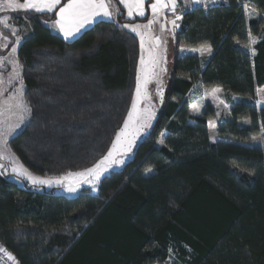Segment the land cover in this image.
<instances>
[{"label":"trees","instance_id":"16d2710c","mask_svg":"<svg viewBox=\"0 0 264 264\" xmlns=\"http://www.w3.org/2000/svg\"><path fill=\"white\" fill-rule=\"evenodd\" d=\"M113 1L115 21H97L71 41L45 24L54 13L13 12L17 27L24 17L30 28L18 59L31 111L8 144L35 174L90 167L127 116L140 47ZM151 1L146 16L132 21L148 19ZM242 2L182 12L157 119L95 192L38 191L0 171V246L18 264H164L171 253L184 264H264V108L255 103L264 89V19L247 18ZM247 6L264 16V0ZM249 33L257 38L253 50ZM181 46H209L212 53L203 61L181 56ZM196 83L245 99L218 121L219 141L209 138L207 122L216 116L210 104L190 113ZM256 135L261 145L252 141Z\"/></svg>","mask_w":264,"mask_h":264},{"label":"snow or ice","instance_id":"6c2138e0","mask_svg":"<svg viewBox=\"0 0 264 264\" xmlns=\"http://www.w3.org/2000/svg\"><path fill=\"white\" fill-rule=\"evenodd\" d=\"M199 3L200 0H195ZM120 3L128 10V16L132 17L134 13L140 17L145 16V0H120ZM61 5V0H6V4L0 6V10L3 7L13 9V10H32L36 13H52L57 6ZM247 7V5H245ZM151 9V19L147 20L146 24H125L122 25L124 28L130 29L132 32L137 33L140 37V68L137 71L136 79V90L135 95L131 101V108L127 112V117L123 121V127H121L115 134V139L112 141L111 147L108 149L107 153L103 155L99 160L93 163L90 167L83 168L79 171H66L58 176L42 177L33 174L22 164L18 163V158L14 154H8L6 156L3 150H0V161L4 159H9L12 162V172L17 175V177H24L33 185H48L53 184L57 186H63L69 192H75L80 184H89L95 189L96 182L100 179L104 171L107 170L108 166L114 164H121L123 160L117 159L116 157L123 151H131L132 144L134 143L136 137L141 133V130L146 126V124L152 119L153 113L150 112L149 107L145 106L143 109L139 107L142 100L150 101L151 97L147 92V85L150 80L155 75L153 69L159 64L160 58L157 55V48L161 44V38L159 36L153 37L151 35L153 25L159 21L161 17L165 16V10L176 13L177 11V0H153L150 2ZM118 13V9L116 10ZM113 12L110 11L109 0H67L59 7V10L55 12L56 19L53 21L52 26L57 28L65 39L74 37L80 32L86 25L93 23L96 17L104 16L107 18H112ZM180 15H176L175 19L170 22L174 28L178 27L176 21L181 19ZM166 19V17H165ZM0 24L5 27L9 26L8 18L5 17L0 20ZM142 29L144 31H142ZM161 32L164 31V24L160 25ZM13 34L15 30L13 29ZM146 37L149 40V46L145 48ZM4 39H7L5 36ZM22 37L16 36V43H19ZM256 43V38L251 36L249 33V46ZM6 46V45H5ZM211 51L210 48L206 49ZM15 47L12 48V52L15 53ZM147 51V58L144 53ZM195 51V49H193ZM7 58H0V64H3ZM14 65V72L9 77V83L13 79H17L20 76L18 69L22 68L18 60L9 61ZM2 83V80H0ZM17 96H10L8 100L4 102L7 106L6 109L0 110V115H3V111H8L11 115L17 116L16 123H5L0 121V142H5V138L15 131L16 128L20 126L25 118V114L30 113V108L28 103L23 99V86L16 90ZM221 89H214L212 95L215 96L216 93L220 92ZM158 94L160 100H163L162 91L158 89ZM257 103L264 104V100H259ZM194 108L197 106L194 105ZM15 109L16 111H13ZM214 127V125H212ZM163 143V140L160 141ZM5 165L0 163V169H4ZM151 171V169H148ZM2 174V173H0ZM0 252H5L8 259L15 260V257L11 253H7V250L0 247Z\"/></svg>","mask_w":264,"mask_h":264},{"label":"rangeland","instance_id":"374dc122","mask_svg":"<svg viewBox=\"0 0 264 264\" xmlns=\"http://www.w3.org/2000/svg\"><path fill=\"white\" fill-rule=\"evenodd\" d=\"M182 9H179V6H178L176 13L175 14L172 13V17H170V20L167 19V21H171V20L175 19L176 15L181 14ZM246 10H247V14H248L249 13L248 8ZM11 14H13V12ZM3 19L4 18H0V20H3ZM167 21L166 22L164 21L162 23V24H164V31L163 32H161V30H160V25H161L160 21H158L157 23H155V25H153L151 35L153 37L159 36L161 38V41H162L160 46L156 50L157 55L160 58V62L153 69L155 75L153 76V78L150 80V82L147 85V92H148L149 96L151 97V100L150 101L142 100L140 105H139V107L141 109H143L145 106H148L150 112L153 113L154 115L152 116V119L146 124V126L141 130V133L136 137L134 143L132 144L131 151H129V152H123L122 151L116 157L117 159L123 160V163L108 166L107 170L103 172L100 179L103 176L109 174L111 171H116V170L122 169V167L125 165V163L131 159L133 150L135 149L137 143L141 139H143L144 137H146L148 135L153 124L155 123V121L157 119V116H158L160 109L162 108V106L164 104L165 95H166L167 90H168L171 74L173 72V64H174V58H173L174 32L173 31H175V28L170 22H167ZM3 29L7 30L10 33V35H12V37L5 35L3 33ZM13 29L15 30V34H13V31H12ZM142 31H144V30L142 29ZM29 33H30V28H29V25L27 22H22V25L20 26V28L17 26H10V25L8 27H5L3 24H0V52H3L8 47L7 52L5 54L0 55V58H5V57L7 58V60H5L3 64H0V80H2V83H0V110L6 109L7 106L4 104V102L6 100H8V98L10 96H17L18 93L16 90L21 88V86H23V99L26 100L25 96H24V85H23V81H22L21 68L18 69V71L20 73L19 78L13 79L11 83H9L8 81H9L10 75H12L14 72V65L12 63H9V61L18 60V62L20 64V61L18 59V48H19L22 40L24 39V37L27 36ZM5 36L7 37V39H4ZM16 36L22 37V39L20 40L19 43L15 42ZM138 37H139V35H138ZM148 46H149V40L146 37L145 48L147 49ZM13 47H15V49H16L15 53L12 52ZM198 53L203 57L208 55L207 51L203 48L199 49L198 51H194V54H198ZM140 55H141V52H140ZM144 55L147 58V55H148L147 51H145ZM139 68H140V57H139L138 69ZM196 88L197 87H194V89L189 93V95L187 97V99L189 101H193L197 98V92H196L197 89ZM158 89L160 91H162V94H163L162 102H161L160 96L158 94ZM135 90H136V86L134 89L133 96L135 95ZM194 105H195V103L192 104V108H193V111H196L197 107L194 108L193 107ZM28 107H29V105H28ZM130 108H131V105H130ZM13 111H16V110L13 109ZM28 116H29V113L25 114V118L22 122H20V126L18 128H16L14 132H12L10 135H8L5 138V142H0V150H3L6 154V156L8 154H14L13 151L9 147V144H8L9 140L12 137H14L21 130V128L23 127ZM0 121H3L5 123H16L17 122V116L11 115L8 111L5 110V111H3V115H0ZM121 127H123V124ZM114 139H115V136H114L113 140ZM258 140L259 139H257V141ZM160 141H161V139L158 142L159 144H161ZM111 144H112V142H111ZM110 147H111V145H110ZM107 151H106V153H107ZM14 156L17 157L15 154H14ZM0 163H3L5 165V168L3 170H5V173L9 175V179L18 183L19 185H23V183L25 182L26 184H28L32 188H35L38 191H40L42 189H53L55 193L65 195L67 197L76 196L80 192V190L83 188H90L93 192H95L96 186L100 180L99 179L96 182L95 189H93L92 185L82 183V184H80V186L77 188V190L75 192H69L65 189V187L57 186L55 184H53L51 186L33 185L26 178L17 177V175L12 172V162L9 159L6 158L3 161H0ZM18 163L22 164V162L19 160V158H18ZM1 170L2 169H0V171ZM33 174H35V173H33ZM35 175H38V174H35ZM39 176H42V175H39ZM42 177H51V176H42ZM164 264H184V263L181 260H179L173 253H171L168 260Z\"/></svg>","mask_w":264,"mask_h":264},{"label":"crops","instance_id":"0c3cea01","mask_svg":"<svg viewBox=\"0 0 264 264\" xmlns=\"http://www.w3.org/2000/svg\"><path fill=\"white\" fill-rule=\"evenodd\" d=\"M118 1L120 2V0H118ZM223 1L224 0H200V2L197 3V2H195V0H177V7L179 6V9L183 8L182 11H181V14H180V16H182L183 10H186V9H189V8H192V7H201L203 9H206V8L218 5L219 3L223 2ZM19 2H23V1H19ZM146 2H147V0H145L144 7L146 6ZM151 2H153V0ZM64 3H67V0H61V5H58L57 9H55L52 12V13H54V18L52 20H50V21H46L45 22L46 25L50 28V30L52 32L60 35L63 39H65L64 36H63V33H61L57 28L53 27L52 24H53V21L56 19L55 12L58 11L59 7L62 6ZM5 4H6V0H0V6H3ZM121 5L124 8L126 19L130 20V22L126 23V24H129V25L130 24H146L147 20L152 18L151 17L150 3H149L148 19L146 21H132V20H134L136 18H140V19L144 18L146 16V9H145V16L144 17H140V16L136 15L135 13H134V15L132 17H129L128 14H127L128 13L127 8L124 6V4L121 3ZM109 6H110V11L113 12L112 18L109 19V18L104 17V16L96 17L95 20L93 21V23L86 25L74 37L69 38V39H65V40L66 41H71L72 39L77 37L82 31H84L87 28L91 27L97 21H100V20L115 21L116 15H117V11H116V6H115V3H114L113 0H109ZM18 11H26V10L25 9L13 10V9H9V8L3 7L2 10H0V18L7 17L9 25L10 26H16L15 22L19 21V18L17 19V16H14L11 13L12 12H18ZM30 11H32V10H30ZM248 11H249V13L247 14V10H246L247 18H250V17L260 18V17H262L264 19V16L261 15L260 13H258L257 11H255V10H253L251 8H248ZM44 13L45 14H50L48 12H44ZM165 17H166V19H165ZM170 17H172V12L168 11L166 9L165 10V16L161 17L159 19V21L162 24L164 21L166 22L167 19L170 20ZM21 21L25 22L24 17L21 18ZM180 23H181V19L176 21V24L178 25V27H175V31H173L174 32V36H175L176 31L180 27ZM126 29H128V28H126ZM128 30L131 31L130 29H128ZM132 33H134V32H132ZM134 34L137 36V38L139 40V47H140V38L138 37V35L136 33H134ZM11 37H12V35H11ZM256 40H257V38H256ZM252 45H254V44H251V50H253L252 49ZM201 48H203L205 50L210 48L211 51L209 52V51L206 50L208 55L205 56V57L201 56L199 53L198 54H194L193 49H195V51H198ZM3 52H0L1 53L0 55H2ZM140 52H141V49H140ZM211 53H212V48L209 47V46H200V47L181 46L179 48V54L181 56L196 55V56H199L203 61H206L210 57ZM139 57H140V55H139ZM194 87H197L196 88L197 89V91H196L197 92V98L195 100H193V101H189L188 100L190 113L192 115H199L203 111L205 105L206 104H210L214 108L216 116H215V118H213V119H211V120H209L207 122L209 138H210L211 142L219 141L220 138L217 137V123H218V121L220 119H222V118H227L228 117L229 111H230V107H231V104L233 102H240V101H243L245 99L242 98V97L236 96V95H232V94H230L228 92H225L220 87L203 88L200 83H196L192 87L191 91L194 89ZM217 88L221 89V91L216 93L215 96H213L212 92H213L214 89H217ZM259 100H264V89L263 88H258L257 89L255 103L257 104V106L259 108H264V104L257 103V101H259ZM194 103L197 106V110L196 111H193V108H192V104H194ZM244 124H248V122H244ZM212 125H214V127ZM263 133H264V131H263ZM251 139H252V141L255 144H260V145L262 144L261 135L252 136ZM257 139H259V140L257 141Z\"/></svg>","mask_w":264,"mask_h":264},{"label":"built area","instance_id":"2783aa9c","mask_svg":"<svg viewBox=\"0 0 264 264\" xmlns=\"http://www.w3.org/2000/svg\"><path fill=\"white\" fill-rule=\"evenodd\" d=\"M247 1L248 0H243V2L241 3V5H242V7L244 9H247L248 8V6L245 7V5H247ZM183 11H185V10H183ZM7 253H9V252L7 251ZM0 264H18V263H17L16 260L13 261V260L8 259V256H7V254L5 252H0Z\"/></svg>","mask_w":264,"mask_h":264},{"label":"water","instance_id":"95a60500","mask_svg":"<svg viewBox=\"0 0 264 264\" xmlns=\"http://www.w3.org/2000/svg\"><path fill=\"white\" fill-rule=\"evenodd\" d=\"M7 50H8V47L6 48V50H5L2 54H4ZM0 54H1V53H0Z\"/></svg>","mask_w":264,"mask_h":264}]
</instances>
